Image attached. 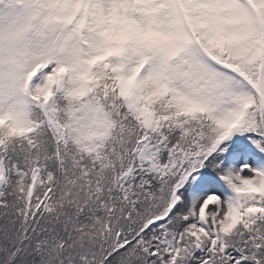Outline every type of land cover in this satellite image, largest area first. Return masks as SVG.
Here are the masks:
<instances>
[{
	"label": "snow or ice",
	"instance_id": "6c2138e0",
	"mask_svg": "<svg viewBox=\"0 0 264 264\" xmlns=\"http://www.w3.org/2000/svg\"><path fill=\"white\" fill-rule=\"evenodd\" d=\"M0 264H264V0H0Z\"/></svg>",
	"mask_w": 264,
	"mask_h": 264
}]
</instances>
